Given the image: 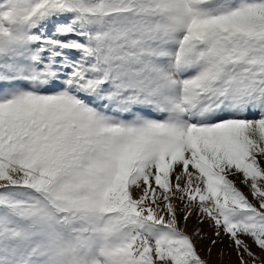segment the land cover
<instances>
[{"label": "snow or ice", "instance_id": "snow-or-ice-1", "mask_svg": "<svg viewBox=\"0 0 264 264\" xmlns=\"http://www.w3.org/2000/svg\"><path fill=\"white\" fill-rule=\"evenodd\" d=\"M262 158L264 0H0V264H264Z\"/></svg>", "mask_w": 264, "mask_h": 264}, {"label": "rangeland", "instance_id": "rangeland-1", "mask_svg": "<svg viewBox=\"0 0 264 264\" xmlns=\"http://www.w3.org/2000/svg\"><path fill=\"white\" fill-rule=\"evenodd\" d=\"M262 166H264V158L261 159ZM191 170V169H190ZM232 179L237 187L241 189L248 196V199L257 204V201L251 196L249 188L241 183L242 176L240 175H231L229 176ZM181 226H184L183 221ZM195 229L202 230L203 238L196 237V246L200 252V255L205 259L209 260V264H239L235 249L230 246V242L227 237H222L218 240L217 244L212 246L210 240L214 238L213 236V227L210 221H205L203 224L198 223L197 218L193 216L186 226V230L189 234H193ZM251 245V241H248ZM252 250L261 256L264 259V254H261L259 249L255 245H251ZM211 247V253L207 249ZM223 253V254H222Z\"/></svg>", "mask_w": 264, "mask_h": 264}]
</instances>
